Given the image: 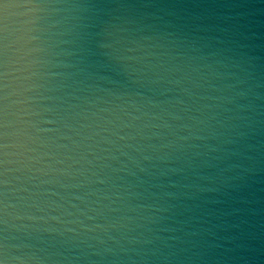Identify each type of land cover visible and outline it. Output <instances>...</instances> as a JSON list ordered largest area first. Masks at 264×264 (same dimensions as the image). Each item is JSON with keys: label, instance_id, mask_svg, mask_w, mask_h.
<instances>
[{"label": "water", "instance_id": "1", "mask_svg": "<svg viewBox=\"0 0 264 264\" xmlns=\"http://www.w3.org/2000/svg\"><path fill=\"white\" fill-rule=\"evenodd\" d=\"M0 264H264V0H0Z\"/></svg>", "mask_w": 264, "mask_h": 264}]
</instances>
